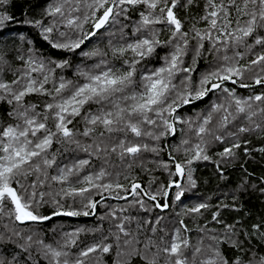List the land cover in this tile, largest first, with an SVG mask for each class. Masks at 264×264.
<instances>
[{
    "label": "snow or ice",
    "instance_id": "snow-or-ice-1",
    "mask_svg": "<svg viewBox=\"0 0 264 264\" xmlns=\"http://www.w3.org/2000/svg\"><path fill=\"white\" fill-rule=\"evenodd\" d=\"M12 2L0 0V38L13 31ZM179 10H195L189 27ZM24 23L53 51L21 35L10 52L0 40V264H264V243L249 242H264V217L227 223L220 210L240 208L206 201L164 215L196 188L199 162L227 179L239 150L264 153L248 147L264 141V0H49ZM137 167L169 178L145 187ZM241 171L236 191L264 195V175ZM205 212L221 227L205 224L193 239L179 217ZM81 216L97 223L51 242L34 227ZM85 233L99 235L81 242Z\"/></svg>",
    "mask_w": 264,
    "mask_h": 264
},
{
    "label": "trees",
    "instance_id": "trees-1",
    "mask_svg": "<svg viewBox=\"0 0 264 264\" xmlns=\"http://www.w3.org/2000/svg\"><path fill=\"white\" fill-rule=\"evenodd\" d=\"M49 0H13V2L8 5L9 11L14 15L15 22L10 25V28L13 30L9 32L4 37L0 38L3 41V45L6 50L12 51L13 46L21 47L20 36L22 35L26 40L32 42L33 47L40 48L42 52L51 54L53 50H51L46 42H44L39 34L38 29L24 23L25 20L28 19H41L43 15L44 8L47 6ZM196 14L195 10L192 12L186 13L184 10H179L178 15L185 19L186 27H189L192 23L191 16ZM167 38V32H163L161 35V39ZM95 41V38H94ZM106 43V40H105ZM27 47V45H23ZM93 45H90V47ZM103 46V44H101ZM163 55V52H161ZM210 59V58H209ZM93 61H88L91 64ZM115 63H119L116 61ZM207 60L201 61L200 70H203ZM65 75L71 78L72 70H65ZM253 91H259V89H240L237 88V93L242 96H248L252 94ZM35 99V98H33ZM203 104H199L197 111L203 108ZM185 115L195 117V112H186ZM251 144L248 145L249 148H259L264 141H261L258 137H250ZM87 142V141H85ZM55 147H59L54 145ZM221 145H214L210 149V154H213V160L217 159L214 155L215 152L221 150ZM75 155L84 157L85 154L82 152L75 153ZM164 159L167 160L168 157L165 155ZM94 163H97L94 161ZM241 166L246 168L249 172L253 173L254 176L264 175V153H260L258 151H253L251 156H246L243 152V149L239 150V159L235 161H231L224 165V176L227 179H222L216 172V168L211 162H199L195 167L196 171L194 173L195 176L198 177L197 186L194 189H190L186 193V198H184L183 204H178L174 206V208L169 209L166 213H164L166 220L177 219L176 214L183 211L184 207H190L194 204L200 202H208L213 205L211 211L216 210V205L218 204H228L232 205L235 203L240 211H236L234 208H222L221 218L227 223H233L234 221H241L246 225H250L252 223L258 222L262 217H264V195L259 192L252 191L249 189L247 193L241 194L236 191L237 186L240 182V178L242 176ZM151 167V166H150ZM133 175L142 183L145 187H147L148 181L153 177L156 179V184L153 185L155 189L160 183H165L168 180V173L162 169L154 170L151 173H146L141 171L140 168H136L134 170ZM121 182L126 183L121 178ZM233 195L238 196V199L234 202L232 197ZM211 198V199H209ZM131 199V198H129ZM67 203H72L71 200L67 201ZM108 204L113 207H120L121 205L127 207L125 201L123 200H114L109 199L107 201ZM106 209L104 207L98 208V214H102ZM47 211H51V209H46ZM158 212V210H157ZM133 216H143L145 215L142 211L138 212L136 209H130L129 213H125ZM156 213H152L155 215ZM185 219L189 228L193 229L191 233L193 239L198 235V229L205 224H208L209 227L220 228L221 226L215 223L209 224L211 220L210 212H205L203 216L198 218L193 217H179ZM97 223L95 217H56L52 221L45 223L44 225L34 226V227H42L45 229V232L42 235L48 242H51L53 238L59 239V233L64 231H72L77 227H92ZM108 223H104V227L107 228ZM56 228L57 233H52L51 229ZM99 234L85 233L80 237V241L84 242H92L95 236ZM253 245L259 246L262 241H259V238H254L249 241ZM107 264H111V257H106Z\"/></svg>",
    "mask_w": 264,
    "mask_h": 264
},
{
    "label": "water",
    "instance_id": "water-1",
    "mask_svg": "<svg viewBox=\"0 0 264 264\" xmlns=\"http://www.w3.org/2000/svg\"><path fill=\"white\" fill-rule=\"evenodd\" d=\"M131 198V197H130Z\"/></svg>",
    "mask_w": 264,
    "mask_h": 264
}]
</instances>
